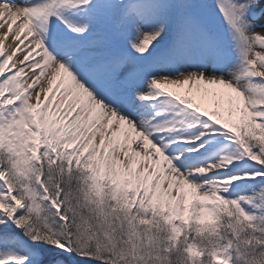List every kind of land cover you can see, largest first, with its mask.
Returning <instances> with one entry per match:
<instances>
[{
    "label": "snow or ice",
    "instance_id": "obj_1",
    "mask_svg": "<svg viewBox=\"0 0 264 264\" xmlns=\"http://www.w3.org/2000/svg\"><path fill=\"white\" fill-rule=\"evenodd\" d=\"M264 0H0V264H264Z\"/></svg>",
    "mask_w": 264,
    "mask_h": 264
},
{
    "label": "bare ground",
    "instance_id": "obj_2",
    "mask_svg": "<svg viewBox=\"0 0 264 264\" xmlns=\"http://www.w3.org/2000/svg\"><path fill=\"white\" fill-rule=\"evenodd\" d=\"M256 31L264 33V29L257 28Z\"/></svg>",
    "mask_w": 264,
    "mask_h": 264
}]
</instances>
